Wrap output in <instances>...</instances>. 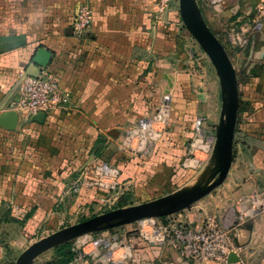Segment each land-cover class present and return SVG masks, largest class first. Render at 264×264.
Listing matches in <instances>:
<instances>
[{
	"label": "crops",
	"instance_id": "1",
	"mask_svg": "<svg viewBox=\"0 0 264 264\" xmlns=\"http://www.w3.org/2000/svg\"><path fill=\"white\" fill-rule=\"evenodd\" d=\"M238 4L245 14L241 19L264 0ZM84 5L93 9V23L78 37L72 23ZM155 5L156 0H0V264H17L31 245L51 235L38 238L59 216L91 204L106 190L89 183L92 166L117 163L120 184L139 169L155 171L160 161L149 164L147 158L121 157L119 151L125 130L164 95L172 94L180 111L188 107L197 114L196 100L207 93L196 86L205 84L182 45L173 8L159 20ZM40 50L50 54L42 68L35 63ZM245 50L233 61L226 46L240 98L230 172L222 188L193 206L181 222L198 230L216 218L241 248V264H264V30ZM42 72L56 79L66 101L51 114L27 120L15 109L19 82L22 75ZM216 75L222 102L214 125L221 126L227 92L217 69ZM212 145L203 164L208 174L217 164L215 133ZM241 200L251 217L239 224L234 204ZM65 245L45 251L33 264L58 261L57 251ZM132 250L127 264H193L173 247L142 238L132 240ZM68 264L87 263L74 258Z\"/></svg>",
	"mask_w": 264,
	"mask_h": 264
},
{
	"label": "rangeland",
	"instance_id": "2",
	"mask_svg": "<svg viewBox=\"0 0 264 264\" xmlns=\"http://www.w3.org/2000/svg\"><path fill=\"white\" fill-rule=\"evenodd\" d=\"M197 4L204 20L212 32L217 36L222 44L228 46L233 61H236L238 57L237 55L241 53L240 51L246 53L245 49H247V47L251 44L252 36L259 31L264 30V25L261 28H256V24L261 16L259 7L264 4L257 6L251 16H246V18L244 17L241 19H239V17H242L245 14L242 13V7L238 4V0H221L216 2L213 0H197ZM218 6L223 8L220 10ZM171 8H173L172 13H175L177 22L180 24L178 28H180L182 33V45L185 47L187 46L189 55L195 64L194 69L197 71L198 76L201 77V82L205 84V86H200L199 84L196 86V90L198 92L207 93L205 98L203 95H200V98L196 100L199 102L198 105H200L198 106L199 110L196 115L198 116V113H201L200 117H204L205 119V123L203 124V127L205 125L204 129H209V131L213 132V136L214 133L216 134L217 146H220L218 138H220L219 135L221 132V126L214 125L217 123V118L219 119L222 102L219 81L216 75V67L211 57L203 49L200 42L187 28L182 17L180 0H174V4L172 0ZM243 29L246 31L245 33L243 32ZM249 33H252L253 35H250ZM226 46H224L225 49ZM161 100L156 104L158 105ZM176 103L177 100L172 98V102L169 104L167 113L169 126L164 131L163 137L158 144H153V150H151L149 154L142 156V154L134 155V153L131 154L124 152V150L119 151L121 157H124L125 155L126 157L131 156L134 160L136 158L141 159L144 157L149 159V164L155 161L158 163V161H160L154 172L149 171L148 167L145 169H139L137 175L134 174L135 176H133L131 180L122 182L121 184L119 183L115 189L105 191L101 190L100 196L94 199L91 204H81V206L77 207L75 210L69 211L63 216H59L57 220L54 221L52 228L45 233H42L41 231L38 238L46 234L55 233L60 229L75 225L86 219L115 209L138 206L147 201L176 195L190 190L199 191L207 188L211 182L215 181L219 177V169L223 166L224 159L221 158V160L217 162L216 167L213 168L214 172H212V174H208L207 167L191 168L185 166V161L188 158L191 143L194 139L192 130L196 121V115H192L191 109L188 107L186 111H180L179 108H175ZM157 105L152 107V112H155L154 109ZM193 107L192 109H194ZM201 134L209 136L208 133H203V129ZM154 138L156 139V137ZM105 163L116 168L118 167L117 163L114 164L108 160L107 162L104 161L102 164ZM102 164L92 166V169L89 170L90 179H93V171L96 167L101 166ZM146 166L147 165H143V167ZM117 170L119 171L118 168ZM89 183L91 182L89 181ZM219 188H222V186L217 189ZM217 189H215L211 194L216 193ZM207 197H209V195ZM207 197L194 203L189 208L180 210L176 214L154 218V222L157 226L166 224L169 221L183 223L181 221L185 220L186 217L189 216L191 208L201 201L204 202ZM236 203L234 205H236ZM137 227L138 225L133 223L112 227L98 233L110 231L109 233L119 238H122L125 234L130 233L134 235V238H142L140 236V232L137 231ZM142 240L146 241L143 238ZM74 241L75 240L69 243L71 248ZM76 262L93 264L91 261L87 262L86 260Z\"/></svg>",
	"mask_w": 264,
	"mask_h": 264
},
{
	"label": "built area",
	"instance_id": "3",
	"mask_svg": "<svg viewBox=\"0 0 264 264\" xmlns=\"http://www.w3.org/2000/svg\"><path fill=\"white\" fill-rule=\"evenodd\" d=\"M171 3L172 0H156L155 7L159 20L166 17L171 9ZM259 11L261 16L256 28L264 25V5L259 7ZM93 14V9L87 5L78 10L72 23L74 33L78 37L85 36L91 29ZM172 98V94L164 95L154 109L155 112H152L153 108H150L148 113L125 130L120 145L121 150L134 153V155L142 154V156L153 150V144H158L169 126L167 113ZM65 101L66 96L63 89L48 72H42L36 77L22 75L15 109L24 114L28 120L34 115L55 112L63 106ZM204 123V117L196 118L192 130L194 139L192 138L188 158L185 161L186 167L202 168L210 155L213 136L206 135V137L201 134ZM93 173L91 180L93 185L106 190L115 189L119 185V171L114 166L105 163L96 167ZM243 205L244 202L241 200L234 206L239 224L251 217V214L243 212ZM154 220L150 218L136 222L137 231L148 243L157 246H171L178 252L181 259L193 264H241V261L235 263L228 261L232 253L239 257L241 248L234 245L233 234L230 230L222 228L216 218L207 219L205 225L198 230L176 221L157 226ZM109 232L87 234L75 239L72 245L75 261L86 260L93 264L131 262L134 235L127 233L119 238Z\"/></svg>",
	"mask_w": 264,
	"mask_h": 264
},
{
	"label": "water",
	"instance_id": "4",
	"mask_svg": "<svg viewBox=\"0 0 264 264\" xmlns=\"http://www.w3.org/2000/svg\"><path fill=\"white\" fill-rule=\"evenodd\" d=\"M181 13L187 28L194 34L203 49L211 57L218 74L226 88V119L221 123V132L218 138L220 146L216 145L214 158L218 162L224 159V164L219 169V177L211 182L207 188L196 191L182 192L144 202L138 206L119 208L104 214L86 219L75 225L63 228L57 232L37 241L31 245L18 259L17 264H33L34 260L45 251L67 244L73 240L87 235L108 230L112 227L136 223L141 220L173 215L210 195L215 189L226 181L233 163V141L238 121L239 110V85L236 70L221 41L212 32L204 20L197 0H180ZM50 59V54L40 50L35 63L41 68L45 67ZM44 116L45 114L42 113ZM17 120V116H15ZM230 263L239 262L240 258L230 254Z\"/></svg>",
	"mask_w": 264,
	"mask_h": 264
},
{
	"label": "trees",
	"instance_id": "5",
	"mask_svg": "<svg viewBox=\"0 0 264 264\" xmlns=\"http://www.w3.org/2000/svg\"><path fill=\"white\" fill-rule=\"evenodd\" d=\"M57 252L61 259L58 261L49 262L48 264H68L71 263L75 258V253L72 251V248L69 244L59 248Z\"/></svg>",
	"mask_w": 264,
	"mask_h": 264
},
{
	"label": "bare ground",
	"instance_id": "6",
	"mask_svg": "<svg viewBox=\"0 0 264 264\" xmlns=\"http://www.w3.org/2000/svg\"><path fill=\"white\" fill-rule=\"evenodd\" d=\"M213 1L216 2V1H221V0H213ZM218 8L221 10V8H223V7L220 8V6H218Z\"/></svg>",
	"mask_w": 264,
	"mask_h": 264
}]
</instances>
